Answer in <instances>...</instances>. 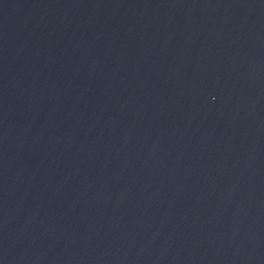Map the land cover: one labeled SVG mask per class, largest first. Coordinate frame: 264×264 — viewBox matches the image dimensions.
<instances>
[{
    "label": "water",
    "instance_id": "water-1",
    "mask_svg": "<svg viewBox=\"0 0 264 264\" xmlns=\"http://www.w3.org/2000/svg\"><path fill=\"white\" fill-rule=\"evenodd\" d=\"M0 264H264V0H0Z\"/></svg>",
    "mask_w": 264,
    "mask_h": 264
}]
</instances>
